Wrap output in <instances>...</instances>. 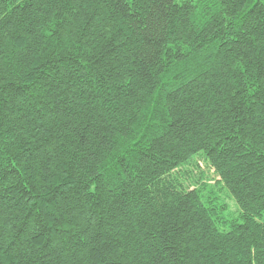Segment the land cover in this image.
Returning <instances> with one entry per match:
<instances>
[{"label":"trees","instance_id":"trees-1","mask_svg":"<svg viewBox=\"0 0 264 264\" xmlns=\"http://www.w3.org/2000/svg\"><path fill=\"white\" fill-rule=\"evenodd\" d=\"M0 264H264V0H0Z\"/></svg>","mask_w":264,"mask_h":264},{"label":"rangeland","instance_id":"rangeland-1","mask_svg":"<svg viewBox=\"0 0 264 264\" xmlns=\"http://www.w3.org/2000/svg\"><path fill=\"white\" fill-rule=\"evenodd\" d=\"M205 172L208 175L207 178H209L211 180L210 182L213 183L214 182V179H215L214 176H216L215 172L212 170L210 173H208V170L207 169H205ZM227 200L231 204L232 210L235 211L236 210V204H235L234 200H232L230 197H228Z\"/></svg>","mask_w":264,"mask_h":264}]
</instances>
